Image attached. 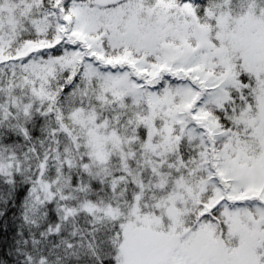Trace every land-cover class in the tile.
I'll list each match as a JSON object with an SVG mask.
<instances>
[{"label":"snow or ice","instance_id":"1","mask_svg":"<svg viewBox=\"0 0 264 264\" xmlns=\"http://www.w3.org/2000/svg\"><path fill=\"white\" fill-rule=\"evenodd\" d=\"M0 264H264V0H0Z\"/></svg>","mask_w":264,"mask_h":264}]
</instances>
